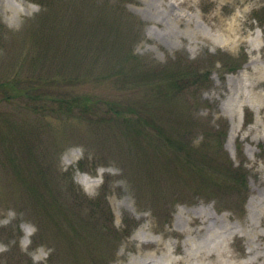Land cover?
<instances>
[{
    "label": "rangeland",
    "instance_id": "rangeland-1",
    "mask_svg": "<svg viewBox=\"0 0 264 264\" xmlns=\"http://www.w3.org/2000/svg\"><path fill=\"white\" fill-rule=\"evenodd\" d=\"M123 7L143 23L132 47L135 54L160 64L177 54L191 61L207 59L206 54L216 57L211 85L200 94L206 106L197 115L211 125L227 121L223 148L235 166L247 170L244 209L237 198L227 200L226 193L201 189L189 178V187H181L184 192L176 201H141L122 170L132 160L119 154V140L112 133L0 100V264H264V25L255 17L264 16V0H129ZM42 10L32 0H0V22L7 31L4 48L0 46V79L22 72L32 74L36 84L50 82L61 77V68H43L41 63L33 70L43 43L60 59L66 49L77 53L81 48L85 26L74 20L54 24L51 33L34 38L30 20ZM61 10L57 5L56 16ZM121 27L129 30L126 19ZM102 34L111 38L105 47L109 52L116 37L111 20ZM93 35L98 41L97 31ZM103 35L100 39L105 40ZM222 56L246 60L236 72L223 73L218 70ZM71 60L78 61L79 55ZM63 85L44 88L50 93L46 98L51 100L54 93L104 94L90 85ZM80 163L87 172L79 169ZM41 169L51 188L55 181L53 194L65 214L70 181L89 200L103 194L113 213L111 230L122 234L119 241H105L97 233L85 236L84 230L68 241L53 233L52 224L45 230L42 221L50 208L42 196L53 195L52 190L42 192L39 184L41 196L31 189ZM84 176L87 185L79 181ZM196 190L205 192L193 196ZM55 210L51 212L58 219Z\"/></svg>",
    "mask_w": 264,
    "mask_h": 264
},
{
    "label": "trees",
    "instance_id": "trees-1",
    "mask_svg": "<svg viewBox=\"0 0 264 264\" xmlns=\"http://www.w3.org/2000/svg\"><path fill=\"white\" fill-rule=\"evenodd\" d=\"M32 1L43 9L30 20L29 33L35 36L32 37L45 36L51 33L54 24L68 25L67 22L74 20L78 25L85 26L82 46L77 53L66 49L60 59L49 48L48 42L43 43V53L39 51L33 61V70L42 63L43 68L45 65L53 69L61 68L58 71L61 77L36 84L32 74L15 72L0 79L1 101L24 103L25 108L35 114L50 112L65 115L103 128L107 134L112 133V137L119 140L118 153L132 160L129 166L123 164L122 170L125 179L131 182L136 198L141 201L147 197L152 202L165 198L176 201V195L181 197V191L184 192L181 187H189V178L201 189H219L226 193L227 200L237 198L235 200L243 204L244 209L249 191L247 170L242 165L235 166L223 148L227 121L222 118L216 125H211L197 115L199 108L206 106L200 100V94L211 85L212 67L217 63L212 58L216 57L206 54L207 59L191 61L177 54L160 64L135 54L132 47L140 38L143 23L124 9L123 4L129 0ZM57 5L62 7L59 16L54 12ZM255 15L260 25H264V16ZM122 19L128 21L129 30L121 27ZM110 20L116 37L112 49L107 52L105 47L111 38L102 32ZM94 31L98 33V41L93 35ZM5 32L0 22L2 49L5 44L3 39L7 38ZM102 35L105 40L100 39ZM100 47H103V51ZM78 55V61L71 60ZM243 61L218 57L221 66L218 70L223 73L236 72ZM61 84L68 86L60 88L90 85L97 91L103 90L104 94L54 93L48 100L46 96L50 93L43 89ZM108 89L115 92L111 94L107 92ZM198 137H201L200 142H196ZM78 167L87 172L81 163ZM44 175V170H39L37 183L31 186L33 192L41 196L43 193L37 190L39 184L45 188L42 192L52 190L53 194L57 190L55 181H51L55 187L51 188ZM134 176L138 177L137 182ZM108 182L107 177L105 185ZM105 185L103 189L107 187ZM198 191L205 192L196 190L192 195L201 196L202 193ZM66 194L69 195L66 199L70 200L66 214L60 208L63 205L58 203V195L45 197L43 194L42 198H46L45 202L50 208L48 217L42 221L45 230L48 224H52L53 233L68 241H72L73 235L77 238L76 234L82 230L85 236L97 233V237L105 241H119L122 234L111 230V227L114 228L113 213L103 194L89 200L73 181L66 187ZM53 208L58 219L51 212ZM63 225L70 228L72 236L64 230ZM55 251H58L57 247Z\"/></svg>",
    "mask_w": 264,
    "mask_h": 264
},
{
    "label": "bare ground",
    "instance_id": "bare-ground-1",
    "mask_svg": "<svg viewBox=\"0 0 264 264\" xmlns=\"http://www.w3.org/2000/svg\"><path fill=\"white\" fill-rule=\"evenodd\" d=\"M163 18H165V16ZM79 181L81 183H83L84 185H87V183H88V177L87 176H84L83 178L79 179Z\"/></svg>",
    "mask_w": 264,
    "mask_h": 264
}]
</instances>
